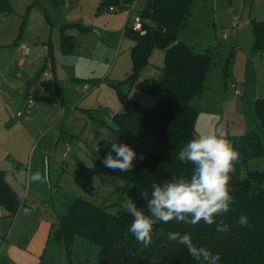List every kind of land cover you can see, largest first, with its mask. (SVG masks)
Returning a JSON list of instances; mask_svg holds the SVG:
<instances>
[{"label": "rangeland", "instance_id": "1", "mask_svg": "<svg viewBox=\"0 0 264 264\" xmlns=\"http://www.w3.org/2000/svg\"><path fill=\"white\" fill-rule=\"evenodd\" d=\"M108 0H9L12 13L0 15V64L13 58L17 78L3 73V87L16 81L14 88L0 92V169L5 181L20 199H29L31 209L22 211L10 231L11 221L0 204V264L9 262L8 246L27 247L35 222L45 218L56 222L54 212L62 211L74 197L110 204L109 211L126 210L125 182L101 186L92 170V162L102 150L114 142L112 113L122 110L116 90L106 79L121 81L130 74L129 50L133 42L123 37L124 26L138 11L144 0H126L116 11H100L99 2ZM35 2L34 6L31 5ZM134 5V9H133ZM237 27L230 28L233 18ZM264 20V0H193L190 13L179 30V38L198 53L216 46L213 64L204 80L205 91L190 101L198 110L193 133L203 135L218 131L225 136H241L245 131L258 132L264 144V131L253 116L255 98L264 97V53H252L251 20ZM24 20V24L22 21ZM77 24L69 29L75 49L64 54L59 44L60 24ZM227 30L226 38L222 32ZM15 41L25 43L29 54H17ZM51 45L49 58L45 47ZM234 57L223 71L225 60ZM140 77L152 71L161 79L163 53L154 50ZM22 64H19V61ZM40 73L37 80L36 75ZM46 72L49 77H43ZM91 80L99 81L93 87ZM27 81L33 85L29 95L35 99L32 118L15 117L20 108ZM127 92L126 86H121ZM227 89L231 93L227 94ZM23 91V94L21 92ZM235 91L237 94H235ZM86 94V95H85ZM7 95V99L4 96ZM129 98L141 106L156 104L158 97L131 88ZM85 97V98H84ZM81 99L80 103L78 101ZM78 103V104H77ZM77 107L89 111L79 112ZM60 132L73 136L67 144H55ZM64 138V135H60ZM108 144H104V143ZM69 151L62 157L64 148ZM14 163L16 164L14 166ZM264 157L249 167H263ZM37 172L47 181H33ZM52 202V205H51ZM40 257L42 264H99L98 246L75 236L69 251L51 240ZM7 248V249H6Z\"/></svg>", "mask_w": 264, "mask_h": 264}, {"label": "trees", "instance_id": "2", "mask_svg": "<svg viewBox=\"0 0 264 264\" xmlns=\"http://www.w3.org/2000/svg\"><path fill=\"white\" fill-rule=\"evenodd\" d=\"M51 1V0H50ZM60 4L64 0H52ZM126 0L100 2L98 8L115 7ZM193 0H147L139 10L142 34L133 31L126 24L123 37L133 42L129 50L131 70L125 79L112 84L122 110L112 116L115 135L113 143L127 144L137 154L134 167L128 172L113 171L104 167L101 160L108 154L113 143L102 150L92 162V170L101 186H112L116 181L125 182V197L138 207L146 205L143 193L150 195L153 183L163 184L173 178H190L192 165L177 159L181 148L193 137L198 110L190 101L200 98L204 91V80L213 64L216 46H208L198 53L178 39V32L184 26ZM32 2L31 6H34ZM9 0H0V15H10ZM24 20L22 24H24ZM252 53H264V20L253 18ZM77 24H60L59 44L61 51L68 54L75 49L68 29ZM16 43V41H15ZM154 50L163 52L161 79L146 77L140 79V72L149 62ZM49 58L51 46H47ZM234 50L225 60L223 71L234 57ZM40 73L36 75L37 80ZM99 81L92 82L95 86ZM126 86L123 92L120 87ZM131 88L144 94L158 97L156 104L141 106L129 98ZM253 116L264 131V97L255 98ZM88 114V111H87ZM241 154L232 176L231 187L235 203L232 210L217 222L223 220L228 225L227 232L217 231V224L211 226L200 222L196 225L179 223H157L152 233L151 245L145 247L129 232L132 216L119 208L109 211L110 204L105 199L100 202L82 197H74L60 212H55L56 222L51 225V240L70 250L75 236L98 246L99 264H204L195 260L188 249L177 241H170V233L181 236L190 234L198 247L207 248L213 255L219 254L218 264H264V165L249 167L251 162L264 157V144L254 131H245L241 136H225ZM115 156V153H113ZM0 204L11 220L19 209H30V201L20 199L5 181L0 169ZM241 214L248 217L249 226H240L237 221Z\"/></svg>", "mask_w": 264, "mask_h": 264}, {"label": "clouds", "instance_id": "3", "mask_svg": "<svg viewBox=\"0 0 264 264\" xmlns=\"http://www.w3.org/2000/svg\"><path fill=\"white\" fill-rule=\"evenodd\" d=\"M136 158V152L127 144L113 143L101 163L122 173L133 169ZM177 159L192 165L190 178L153 183L150 195L147 191L142 194L147 201L145 206L138 207L132 200L126 204V210L133 218L129 232L145 247L151 245L157 223L176 221L196 225L203 222L209 226L217 224V231H228V225L223 220L218 223L217 217L230 212L235 203L231 180L236 173V164L241 161L239 150L216 131L190 139L179 151ZM31 179L46 182L47 176L42 177L37 172ZM24 211L27 213L28 209ZM237 223L248 227V217L241 214ZM168 238L183 244L195 260H202L204 264H218L220 260L219 254L213 255L207 248L195 245L190 234L170 233Z\"/></svg>", "mask_w": 264, "mask_h": 264}, {"label": "crops", "instance_id": "4", "mask_svg": "<svg viewBox=\"0 0 264 264\" xmlns=\"http://www.w3.org/2000/svg\"><path fill=\"white\" fill-rule=\"evenodd\" d=\"M145 2L147 1V0H144ZM144 2V3H145ZM63 3V2H62ZM134 3H135V0H134ZM144 3H143V5L141 6V8L144 6ZM99 4H100V2H99ZM98 4V5H99ZM124 8V7H123ZM140 8V9H141ZM133 9H134V5H133ZM139 9V10H140ZM138 10V11H139ZM9 15H5L4 16V18H6V17H8ZM133 16V15H132ZM72 29V28H71ZM69 31H71V30H69L68 29V32H67V34H69ZM178 39L179 40H181L180 38H179V36H178ZM182 41V40H181ZM20 42L19 41H16V43H15V48H16V50H17V54H20V52H19V49H18V44H19ZM51 46V45H50ZM52 50V49H51ZM163 53V52H162ZM150 59V58H149ZM12 60H14L13 58H11V59H9V61L10 62H8L7 64H0V85L2 84V83H5L4 82V76H3V73L4 72H6V74L8 75V77H9V79H11L10 77H13V78H17V71L16 70H14L13 68H12V66H14V64H13V61ZM22 61L23 60H20L19 61V64H22ZM6 70V71H5ZM128 74H126L125 75V77L127 76ZM141 75V74H140ZM151 75H153V73H152V71L151 70H149L148 71V73H146V74H144L143 75V77L141 78L140 77V79H145L146 77H152ZM125 77L123 78V79H125ZM161 77H162V73H161ZM154 78V77H153ZM109 83H111V84H115V82L114 81H112V80H110V79H106ZM92 82H95V81H93V80H91V84H92ZM17 82L16 81H14V79H12V83H8V85H5L4 87H3V89L4 90H2L1 91V89H0V92H4L8 87H10V88H14V86H15V84H16ZM33 85V83L30 81V87ZM26 87V86H25ZM25 87L23 88V91L25 90ZM30 87H29V89H30ZM94 87V86H93ZM23 91L21 92V94H23ZM29 91V90H28ZM25 92V91H24ZM227 92H229V93H227V94H230L231 93V89H227ZM86 95V94H85ZM7 95H5L4 96V99H7ZM24 98H25V96H24V94H23V97H22V100H21V102H20V105H19V109L15 112V117L16 118H18V119H22L21 117H17L16 116V113L17 112H19L23 107H22V105H23V100H24ZM85 98V97H84ZM80 101H81V99L78 101V103H80ZM77 103V104H78ZM78 105H76V109L79 111V112H82V113H86L87 114V112H85L84 110H82V109H80V108H78L77 107ZM122 108V107H121ZM88 113H89V111H88ZM116 113H118V112H116ZM116 113H112V115H111V118H112V116L113 115H115ZM87 116L89 117L90 116V118H91V115L90 114H87ZM31 118H32V115H31ZM30 118V119H31ZM30 119H22L23 121L25 120V121H29ZM113 122V121H112ZM61 134H63L64 135V138H61L60 137V135ZM58 138H57V140H56V142H55V144L57 145L60 141L61 142H64L65 144H67V143H69V142H71L74 138H73V136L70 134V135H68L66 132H60V134L57 136ZM72 139V140H71ZM104 144H108V143H104ZM63 155V154H62ZM16 164L14 163V166H15ZM24 200H26V199H24ZM27 200H29V199H27ZM30 201V200H29ZM31 205V204H30ZM51 205H52V202H51ZM30 209H31V206H30ZM30 209H28V210H30ZM22 211H24L23 209H19L16 213H15V216L13 217V218H11V223H10V231H11V229L14 227V225H15V223L17 222V219H18V217H20V213L22 212ZM54 214H55V212H54ZM7 215V214H6ZM56 215V214H55ZM52 224H54V223H50V221L49 220H47V219H45V218H42V219H38L36 222H35V226H34V232H33V234L31 235V239H30V241L28 242V244H27V247L24 249V250H21L19 247H16V246H8L7 248H8V254H9V258H8V260H9V262H13V264H42V262L39 260L40 259V257H41V255L43 254V252H44V250L46 249V247H47V240H48V238H49V236H50V234H51V230H50V228H51V225ZM6 248V249H7Z\"/></svg>", "mask_w": 264, "mask_h": 264}, {"label": "built area", "instance_id": "5", "mask_svg": "<svg viewBox=\"0 0 264 264\" xmlns=\"http://www.w3.org/2000/svg\"><path fill=\"white\" fill-rule=\"evenodd\" d=\"M100 11L114 13L116 9L114 6L113 7H103L100 9ZM237 25H238L237 19L234 17L230 22V28H236ZM128 27H131L133 31L140 32L141 34L143 33L142 27H141V19H140L139 14L133 15L131 17ZM226 36H227V30L222 32V38H226ZM18 49H19L21 57H25L29 54V47L25 43H19ZM45 50H47V47H45ZM42 75L45 78L49 77V75L46 72H43ZM235 94H237L236 91H235ZM34 105H35V99L29 94H27V96H25L23 100V105H22L23 108L19 112L16 113V116L21 117L22 119H30ZM68 151H69V148L65 147L63 151L64 153L62 155L63 158L67 156Z\"/></svg>", "mask_w": 264, "mask_h": 264}, {"label": "water", "instance_id": "6", "mask_svg": "<svg viewBox=\"0 0 264 264\" xmlns=\"http://www.w3.org/2000/svg\"><path fill=\"white\" fill-rule=\"evenodd\" d=\"M29 87H30V81H27V84H26V87H25V92H24V96H27V94L29 93ZM227 93H229V92H227Z\"/></svg>", "mask_w": 264, "mask_h": 264}]
</instances>
